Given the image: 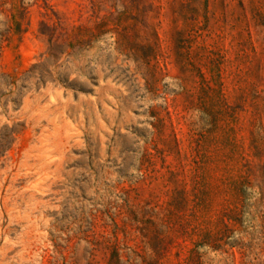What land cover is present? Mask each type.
Masks as SVG:
<instances>
[{"label":"rangeland","instance_id":"rangeland-1","mask_svg":"<svg viewBox=\"0 0 264 264\" xmlns=\"http://www.w3.org/2000/svg\"><path fill=\"white\" fill-rule=\"evenodd\" d=\"M0 264H264V0H0Z\"/></svg>","mask_w":264,"mask_h":264}]
</instances>
